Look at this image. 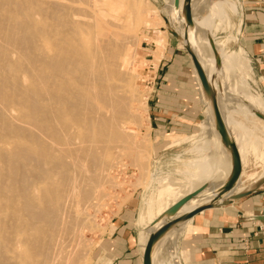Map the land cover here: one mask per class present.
<instances>
[{
  "label": "bare ground",
  "instance_id": "1",
  "mask_svg": "<svg viewBox=\"0 0 264 264\" xmlns=\"http://www.w3.org/2000/svg\"><path fill=\"white\" fill-rule=\"evenodd\" d=\"M2 1H5L7 4H14L15 0ZM20 1L18 0V3L23 4L24 0L21 3ZM35 1L36 0L32 2L35 3ZM42 1L43 0H41V2ZM66 1L49 0L47 3L49 6H52L53 9L51 8L50 10H54L55 19L57 18V20H55L57 22H55V28L57 25L60 26V24L61 27L65 26L69 28L73 33L72 35H74L72 36L69 34L70 37H73L74 39V37L77 36V38H75L77 41H74H76L75 43L78 47L74 45L77 48L74 50L72 44L73 41L71 43V40L70 44L72 45H70L69 42L65 43L63 37L66 38L67 36L65 37L64 34V36L61 35V39H63L61 41L63 44H60L59 42L55 43L56 41H54V37L52 35V41L54 42L50 43V31L48 35H45L47 36L46 38L49 43L48 54L45 53L47 56V58H45L46 60H43L44 57H41V60L39 58L33 59L32 61L25 60L26 62L30 61L29 63L32 65L34 70L31 72L32 75L31 73V76L29 75L30 78L28 83L24 80V86L26 85L25 83H27L28 87H23V90H21L22 85L19 78L23 80L27 77L26 75L28 74L27 71L29 67H26V69L17 68L20 65H17L18 63L16 64V62V67H14V65H12L13 63H11L12 61L14 62V60L11 61L10 58H6V53L7 57H9V54L12 51L8 54V52L4 50L7 45L6 41H9L8 45L11 44L12 41L14 42L16 40L19 44L24 43L25 45H31L32 35L29 36V34L32 30L27 33V27L25 28L24 23H28L31 26V22H27L28 18L26 16L31 15V18L29 19H32V12L25 15V13L29 10L26 12L22 10L25 15V17L23 15L22 18L24 17L27 19L26 22H24L25 19L23 22L21 21V24L23 23L24 26L21 24L19 26V23L17 22L20 20L14 21L16 23H13L12 21V18L15 17L13 16V13L11 14V12H13L11 11V5L9 8H5L6 6L0 5L4 7V9L2 7L3 11L8 12V10H10L8 14L2 12V14L5 15V20H0V41H2V39L5 41V43L4 41L2 42L5 46L2 43L0 44V142L4 143L7 139L9 142L12 141L10 139H14V141L16 139L21 140L20 138H26L29 141L27 142L28 145H26L24 144L25 142L23 143L24 139H22V143L25 145L22 148L18 147L8 152H4L2 150L0 151V199L1 197H5L3 200H8V207L11 206L9 208H13V213H10L11 216L9 217V220H7V216L5 220H3V216V218L0 217L3 220V222L0 220L3 227L2 228L0 224V227L2 228L0 229V264H39L40 261H38V255L44 253L43 255L46 256L49 248L52 250V254L51 251L49 253L51 261L48 262L47 260L45 262L46 259H44L43 264H62V262L63 264L75 263L76 260H78L75 253L76 249L74 250L73 248L71 251L65 250L66 246L64 244V238L66 237L67 229L64 231L63 227L69 228V225L67 226L66 224L70 223L69 217H74V219L71 220V222H73L72 224L70 223L72 225H70V227H80L78 224L80 222H78L79 218L77 213H72L74 215L72 216L69 211L71 210V207L77 206L79 201L87 202L86 200H89L91 196L98 193L101 182L103 181L102 178L104 177L103 172L106 171V167H108L106 160L109 158L111 151L113 150V146L117 144V142H120V145H122L121 143L126 144L132 141L131 136L133 135L131 130L125 131L119 124L120 121L124 119L128 121L130 120L129 122L131 123L134 120V115L136 116V114L131 113L129 104L135 98L134 91L135 93L137 92L136 90L133 91L132 88H126L125 85H123V82H125L124 80L127 78L126 74L131 73L133 75V73L132 71L128 72V70L124 67V64L119 60L120 56L123 57L128 54V45L130 44L129 36L132 32L128 35L127 32L129 31L126 32V25L120 23L122 22V19L124 17L127 18V16H110L108 12L111 10L109 0ZM5 2L4 4H6ZM28 2L31 9L32 6L30 5L32 3H30V1ZM69 2H71V4H69ZM118 2L127 13H136L140 20L139 22H141L140 18H142L143 23L149 27L150 21L148 20V17L145 16L147 10L143 6V0H118ZM144 2L147 3L146 1ZM43 3V5H45V0ZM167 4L171 22L179 25L181 20L178 17V8L182 5V0H180V3L179 0H168ZM23 5H25V3ZM35 5L36 3L33 6ZM12 6L14 7V5ZM224 6L229 8L232 12L236 11V5L228 2L227 0H188L187 9L189 8L188 11L190 12V15L188 17L184 14V17H182L183 23L181 25L183 27L182 31L179 32V35L182 38V42L189 46L192 50L197 66L194 70V74L199 82L200 89L206 98V104L208 107L207 119L202 125V130H204L206 138L203 143L198 144L194 148L195 151L204 152L205 154L186 163L188 167L186 180L181 182H176L175 179H169L162 182L160 181L158 186L159 195L156 201L157 209L155 213L156 216H159L152 221L151 225L148 226L149 230H144V235L141 234L142 230L140 231V234L144 236L143 243L140 244L142 246L141 250L143 254L147 244L149 242L151 243L149 264H163V261H167L169 257L174 260L175 264H178L172 243L166 244V235L189 221V219L186 218V215H188L191 211L235 199L254 190L259 184L264 182L263 171L259 180L253 185V187L240 190L241 170L237 176H234L235 159L232 154V148L235 147L240 161L243 162L248 156L247 148L245 144H243L244 138L247 137V134H243L241 125L234 121L232 116L230 117L231 114L229 115V113L234 112L244 116H255L264 122V100L259 94L251 93L249 91L248 83L243 78L236 77L234 79V83L229 84V75L227 76L229 65L239 64L242 67H248L249 65L244 62V59L242 58L243 51L241 49L224 52L223 47L225 43H215L211 38L212 34L210 30L216 25L215 22L217 21L219 24L228 18L227 11ZM20 8L22 9V6ZM37 8L39 9V7ZM38 9L36 10L38 11ZM41 11H39V13ZM20 12L18 14H20ZM18 14L15 13L17 16ZM36 14L38 13L36 12ZM4 15H1L0 17L2 18L3 16L4 18ZM54 15H50V18ZM37 16L39 17V14ZM46 17L49 19V16ZM201 18L204 21L203 25L201 23ZM35 21L36 20L33 19V22ZM157 21H159V19ZM51 22L49 24H51ZM41 23L42 21L40 24ZM46 24L48 23L46 22ZM41 25H43V23ZM43 27H40L38 31L35 30V33L38 32L37 40H39V43L35 41V43L32 42L35 44H32V47H36L37 43L41 46V39L45 37L44 33L47 32V30H50L48 28H51V26H46L47 30L45 31V27ZM131 28V30H134L133 27ZM213 29L215 30V28ZM17 30L21 32L24 30V32H22V36L17 34ZM55 31L56 30L54 29L53 32ZM66 31L68 35V29L66 30L65 28L63 31L61 30V32L65 33ZM14 32L16 33L14 34ZM16 34L19 35L20 38H13ZM57 34L59 35V32H55V35ZM58 41H60L59 38ZM161 42V40L157 39V43ZM19 44L17 47H19ZM161 44L163 46L165 45V43ZM2 47L5 49L3 50ZM17 47L14 48L16 53L17 50L18 52L19 50H22ZM21 48H23L22 45ZM22 51L19 53L23 54L26 49L24 52ZM154 52L157 53V50H154ZM25 53L23 56L26 55ZM27 54L30 55L29 53ZM39 54L41 55L44 53L39 52ZM32 56L34 55L32 54ZM36 56L39 57V55H35V58H37ZM28 57L30 56H26L25 59H29ZM221 58L222 61L220 62ZM210 60L212 61L209 67L208 65ZM30 64L29 66H31ZM214 65L216 68H220V81H218L220 85H218L220 88L219 92L216 88L217 83L214 80V76L211 74V69ZM128 67H130V65H128ZM45 70H48L49 72ZM44 71L45 74H48L45 75ZM21 72L24 73L26 77H17V81H19V83H17V85H11L10 76L17 75L16 73ZM123 75H125L126 78H123L125 77ZM134 75L136 76V74ZM129 77L134 78L132 76ZM13 78H16V76ZM132 80L130 79V81ZM44 95L45 97L43 98ZM214 95L217 96L218 106L224 121L225 135H223L222 131L219 129L216 123L215 114L213 113L212 104ZM13 104L15 105V108L17 106L24 111L25 115L30 118V123L23 121L24 125L21 127L22 118L20 117L21 122L18 124L16 121L20 118L13 115L14 119H18H15L14 123V119L12 118L13 123H17V125H12L13 123L10 122L11 117H9L11 114L9 113L8 115L9 111L7 112V110L10 108L9 106H14ZM19 108L16 110L18 111ZM12 110L13 109L11 108V111ZM134 122L135 121L132 123ZM74 127H78L80 129L81 132H79L78 135L82 139H79L80 141L78 140V143L82 141L79 145L75 144V146L73 144L75 148L72 147V142L69 143L73 140L72 138L70 139L69 136H71L72 129ZM31 128L40 129L41 133L46 130V134H50V136H48L49 139L56 143V147H59L58 150L57 148L55 149L58 152L56 154L57 157L53 159V163L51 162V164H53V166L51 165L53 168L49 167L50 161H52L48 155L49 150L47 151L42 144L46 139V135H44L45 138L41 135V137L44 138L41 142L40 139L33 134ZM14 136H18V138L15 139ZM49 139L45 141L46 143L44 144L52 143L51 141L48 143ZM19 140L17 144H20ZM249 140L252 142L251 149L253 153L257 154L259 143L255 139ZM3 143L0 144L3 145ZM33 143L34 145L36 144L35 147ZM69 145L72 149H70L71 147H66H69ZM20 146H22V144H20ZM118 146L119 145L117 144L116 147L118 148ZM121 147L123 148V146ZM134 153L135 152L133 150L132 154ZM81 155H83L85 161L91 163L94 167L97 166L96 169L94 168L93 172H90L93 166L91 167L90 164V168L86 167L88 165L84 166V161L82 162ZM67 156H69L71 160L74 158L73 160H75V162L72 165L65 161V159L70 160ZM258 158L261 160L262 156L259 155ZM44 159L50 160L49 162L46 160L49 164L46 162L45 166L48 165V168H52L51 170L47 169V172L45 171V166L42 162ZM30 162H33V164L31 163L32 166L34 165V162H36V167L39 168V170V164L42 162L43 165L41 166H44L45 171L42 174L43 169L40 170V174H42V176H35L36 173L33 175L32 171H34L35 168L32 170L33 168ZM33 167H35V165ZM37 168L35 171H37ZM88 169H90V175L87 174ZM55 175L56 179L53 181ZM30 178L32 183L29 181V184L28 180H30ZM36 183H44L43 187H40L39 185V191L41 190L39 194L41 193V195H37L40 196L39 199H37V202L33 199V197H31L32 194L30 195V193H27L31 185L34 187ZM12 192H14L13 194H19L21 197V199L20 197L18 199L22 200L18 206H14V202L11 201L13 200V198H10V196L13 197V194H11ZM30 192L32 191L30 190ZM7 193L11 195H7ZM66 194L67 198L72 197L73 201V198L76 197V203L71 205L70 210L68 211V214L71 216H67V214H65V216L69 218L68 221L64 220L61 212H64V210L67 212L68 210L66 206H69V202L67 201L70 199L67 200V198H65ZM17 195H15V197ZM162 195L171 198H168V202L163 203ZM33 196L35 197V195ZM197 201L199 202L196 204ZM66 202L68 204L65 206ZM5 203H3L2 207V203L0 201V216L1 214L3 215L1 212L4 210L7 212L6 209H9L6 207ZM4 205L6 209H3L5 208ZM62 207H65L66 209L64 208V210H62ZM147 208L149 211L152 209L151 206H147ZM12 210L9 211L12 212ZM79 210L77 212H79ZM8 212L6 213L7 215ZM161 212L163 213L160 215ZM166 224H168L166 226L167 228H162ZM68 232L70 235V231ZM61 234H65L64 238ZM140 234L139 236H141ZM70 236L69 238L73 237ZM50 245L54 250L49 247ZM66 245L68 244L66 243ZM78 250L79 249H77V251ZM47 259L49 258L47 257Z\"/></svg>",
  "mask_w": 264,
  "mask_h": 264
},
{
  "label": "rangeland",
  "instance_id": "2",
  "mask_svg": "<svg viewBox=\"0 0 264 264\" xmlns=\"http://www.w3.org/2000/svg\"><path fill=\"white\" fill-rule=\"evenodd\" d=\"M0 1H1L0 5L6 6L5 8H9V6L11 5L10 6V7H12L11 11H13V12H11V14L13 13V16L15 17V18H12V16H11V18L13 19L12 20L13 23H16L14 21L20 20L17 22V23H19V26H20L21 21L23 22V20L25 19L24 22H26V19L28 18L27 22H29V23L31 22L30 23L31 26L28 23H24L25 28L27 27V29H26L27 31L25 30L24 27L23 28L27 33H29L30 30L33 31V32L30 31V34H29V36L32 35L31 38H32L33 43L39 41V40H37L38 32L35 33V30L38 31V29L40 27L42 28L43 25L45 24L44 25L45 31L47 30L46 26H48V27L51 26V28H48L50 30L49 31L47 30V32L44 33V36L48 35L49 32L51 31L49 34V37L52 35L54 37V41H56L55 43L59 42L61 44L62 43L61 40L64 39L65 43L69 42V44H70V40H71V43L73 41V43H72L73 49L74 50L77 49L74 46V45H76L75 42L77 40L75 38H77V36H75L74 39H73V37H70V35H72L73 33L71 32V30L69 28H67L63 25H62L63 27H61V24H60V26L57 25L58 27L56 26L57 29L55 28L54 25H56L55 20H57V18L55 19L54 10H50L52 8V6L51 5L49 6V4L47 3V2H49V0L48 1L45 0L46 6L43 5L44 0L42 2H41V0L40 1L36 0L35 1L36 8H35V6H33L35 3L32 1H34V0H28V1H30V3H32L30 5V6H32L31 9L29 7V4H28L29 2L27 0L26 1L24 0L25 2L23 0H21V1L19 0L20 3L23 1V4L25 3V5L27 7L25 5H23L22 3H21L22 5L19 4L18 0H15L14 4L13 3L7 4L5 1L4 2L6 4H4V2L2 0H0ZM61 1L65 2L66 0H61ZM144 1H146L147 3H145ZM186 1L187 0H182V5L178 8V17L181 20L180 21L181 23L178 25L177 23L171 22L170 16L168 14V9H167L168 0H143V6L147 10V13L145 14V16H147L148 20L150 21L149 27H148L147 25H145L143 23L142 18H140L141 22H139L140 20L137 17L136 13H133V12L129 13L128 12L129 13L128 14L124 10L122 5H120L118 0H109L110 7H111V8L110 7L109 8L111 10H109L108 12H109L110 16H112V17L127 16V18L124 17L125 19L123 18L122 22H120V23H123L126 25V28H127L126 32L129 31V32H127L128 35L130 34V32H132L131 35L129 36L130 37L129 38L130 44L128 43L129 44L128 45V47H129L128 48V54L123 56V57L120 56L119 60L124 64V67L128 70V72L132 71V73H133V75L131 73H127L126 74L127 78L125 75H123V76H125L123 78H126V80H124L125 82H123V85H125L126 88H132L133 91L136 90V92L139 93V94H137L134 91L135 98L132 100L133 102L131 101L132 103L130 102V104H129V106H130L129 109H130L131 113L136 114V116L133 114L134 115L133 121H135L134 123L136 125L134 123H132L133 121L130 123L129 122L130 120L128 121V120L124 119V120L120 121L119 124L121 127L124 128L123 130H125V131L131 130V133L133 135V136H131L132 141H130L129 143H126V144L121 143L122 145H120V142L119 143L117 142V144L120 146V147L118 146V148L116 147L117 144L114 145L115 147L113 146V148H112L113 150L111 149L112 150L111 154H110L109 158H107V160H106L108 167H106L107 168L106 171L103 172L104 177L102 178L103 181L101 182L98 193H96V195L91 196L89 200H86L88 203L85 201H79V204L81 206L78 203H77V206H75L78 208V210L80 209L79 212H77L78 210L74 206H73L74 208L71 207V210H70V206L74 205V203H76V201H75L76 197L73 198L74 199V201H73L72 197L67 198V194H66L65 198H67V200L70 199L73 202V204L70 200L67 201V202H69V206H66L68 204L67 202L65 203V206L68 209L67 212H66V210H64L65 207L61 208L62 210H64V212L61 211L63 214V218L65 221L66 220L68 221V219L70 218L69 220H70V223L72 224L73 221L71 222V220H73L74 217L67 218L65 216V214H67V216L70 214L72 216H74L73 214L77 213V216L79 218L78 222H80L78 224L80 227L73 226L74 227L73 228V227H70V225H71L70 223L69 224L66 223L67 226L69 225V228L63 227L64 231H66L65 229H67L66 237H65L66 239L64 238L65 234L64 235L61 234V235L64 238V244L66 246V248H65L66 251H68V250L71 251V249H73V248H74V250L76 249L75 253H76L77 259H78L75 262L76 264H89L91 262V255H92V251H93V247H94V241H95L94 239L100 232L104 233V229L101 227V223H103L104 221H106V219H108V214H109V211L111 210V207L113 204H118L119 206L131 204L130 206L135 207L137 214L139 215L137 227L139 229H142L143 226L145 225L146 221H149V219L154 217V215L156 213V209H157V202L156 201H157V197L159 195L158 186H159L160 181L162 182V181H166L169 179H175L176 182H181V181L186 180V177H187L186 172L188 170L186 163L190 160H195V159H197V158H199L205 154L204 152H198V151L194 150V148L198 144L203 143V141L206 138L205 134H204V130H202V125L205 123V121L207 119V108H208L207 104H206V98L200 89V85L196 82V79L193 77L192 71L195 70L194 65H192L190 68H185L182 70V77H183V80L185 81L184 83L187 87V89H185V90H188V93L182 92V94L178 93L177 95H179L181 101H183V103H184L183 107H186V106L188 107L186 112L189 114H192L195 117V121L188 127L189 128L188 131L182 130V132H180V136H169V137H167L170 142L175 143L176 146L174 149L176 151L171 153V155L168 157V161L165 164L159 162L158 156H157L159 154V153H157L158 149H159L157 147V145L160 144L161 141L156 142V144L154 143L156 140L154 139L153 135L151 136V134H150L151 130L149 128V106H151L149 99H150V96L152 93L151 92L152 91L151 86H153L155 84V81H157V77L161 76L160 70L158 68V64H159L160 58L162 57L163 52L165 51V48H167L170 45L176 46L179 48L180 51H182L183 53L188 55V57H190V54L192 53L191 48L182 42V38L179 35V32L182 31V27H183L181 25L183 23L182 17H184V14H185L183 6L186 5ZM196 1H198V0H196ZM227 1L233 3L237 6L236 11L232 12V11H230L229 8L224 6L225 10L227 11V16H228L227 20H224L222 23H219V24L216 21L215 24L218 26L215 25L210 30V32L212 34L211 38L213 39V41L215 43H225L226 42V46L224 45V47H223L224 52H229L230 50L231 51L239 50V48L237 47V41H236V36H237L236 33H237V28H238V23H239V13L237 12V8L239 11V5L237 4L236 0H227ZM179 3H180V0H179ZM69 4H71V2H69ZM12 5H14V7ZM15 6H17V7H15ZM21 6H22V9L20 8ZM2 7L3 6H0V9L2 10V11L0 10V13H1V15H4V14H2V12L4 13L5 11H3L4 7H3V9H2ZM37 7H39V9ZM13 8H15V9H13ZM17 8H19L20 10ZM41 8H42V11H41ZM36 9H38V11ZM153 9H154V11H153ZM22 10H24L25 12L29 10L28 12L25 13V15H27V13L32 12L31 13L32 19H29V18H31V15H29L30 17L27 15L26 16L27 18H24L25 15H24V11L22 12ZM48 10L52 11V12H49ZM6 11H7V9H6ZM20 11L22 12V15H21ZM39 11H41L42 13L41 12L39 13ZM8 12H10V10H8ZM8 12H5V14L6 13L8 14ZM19 12H20V14H18ZM36 12L39 14V17L37 16L38 14H36ZM15 13L18 14V16L15 15ZM49 14L54 15L51 17L52 19L50 18ZM19 15H20L21 19H20ZM23 15H24V17L22 18ZM44 16H45V18H44ZM46 16H49V19ZM158 16H160V17H158ZM16 17H17V19H16ZM40 17H42V18H40ZM157 17H158L159 21H161V22L157 21L158 20ZM3 19L5 20V15H4V18H3V16H2V18L0 17L1 21H3ZM33 19L36 21L33 22ZM44 19H45V22H44ZM46 19H48V20H46ZM28 20H30V21H28ZM40 20L42 21L43 25H41L42 23L40 24V22H41ZM46 22L48 24H46ZM50 22H51V24H49ZM156 22H159V23H156ZM3 23H6V22H3ZM201 23H202V25L204 23L202 18H201ZM33 24H35V25H33ZM21 25H23V23ZM37 27H38V29H37ZM52 27H53V30L54 29L56 30L55 32H59V35L58 34L55 35V32H53ZM59 27L63 28V29H60ZM131 27H133L134 30H131L132 29ZM58 28H59V30H58ZM65 28H66V30L68 29V32H69L68 35H67V31H66V33L61 32V30L63 31ZM213 28H215V30ZM24 30L22 32H24ZM16 32H14V34ZM22 32L18 31L17 34L22 36V34H23ZM63 34L65 35V37L66 36L67 37L66 38L63 37V39H61V35L64 36ZM163 34H164V36H163ZM16 35L13 38H15V39L20 38L19 35H17V36ZM52 36L50 37L51 38V40L49 41L50 43L54 42V41H52L53 40ZM58 36H60V37H58ZM72 36H74V35H72ZM46 37L47 36L43 37L42 38L43 40L41 39V46H40V44H38L39 42L37 43L38 47H37V45H36V47L35 46L32 47V44H33L32 42H31V45H25L24 43L19 44L17 40L14 41L15 43L12 41V43H14V44H12L10 42L11 43V44H9L10 46L8 45L9 41L8 42L6 41L7 45L5 46V44L2 43L4 40L2 39V41H0V44L2 43L6 47L7 50L3 47H2V49L3 50L5 49L4 51L8 52V54L10 53V51H12V52L15 51L14 48H16L18 46V44H19V47H17V48L22 49V50L24 49L23 51L21 50L22 52H24L26 49V51H25L26 53L24 52L26 54L25 56H23L24 53L20 54L19 52H21V51L19 50V52H18L17 49L16 50H17V53L19 55L15 51V52H13L14 54L12 52L9 54L11 57L10 56L7 57V53H6V58H8V59L10 58L11 61L14 60V62L13 61L11 62V63H13L12 65H14V67H16L15 62H16V64L18 63L17 65H20L17 68H25L26 69V67H29L28 68L29 72L26 70L28 73L26 76L28 78L22 72L16 73L18 76L17 75H11L13 77L16 76V78H13L10 76L11 85H13V84L17 85V83H19V81H20L21 85H22L21 90L24 89L23 87L27 86L28 80L30 78L29 75L31 72H33L34 69L32 68V65L29 63L30 61L26 62L25 60H31L32 61L33 59H38V58L41 60L42 59L41 57H44L43 58V60H44L45 58H47L45 53L48 54L49 43H48ZM50 38H48V39H50ZM58 38L60 39V41H58ZM157 39L161 40L162 41L161 43H163V44L165 43V45L163 46L161 43H157ZM74 40H76V41H74ZM4 43H5V41H4ZM72 44H70V45H72ZM14 45H16V46H14ZM21 45L23 48H21ZM33 45H35V44H33ZM29 46L32 48H30ZM76 46L78 47V45H76ZM8 48H9V51H8ZM35 48H36V51H35ZM11 49H13V50H11ZM30 49H32V50H30ZM41 50L44 54L40 55L39 52L42 53ZM154 50H157L158 54L155 53L156 51L154 52ZM27 53H29L30 55H28ZM35 53H37V54H35ZM148 53H149V55L146 56V54H148ZM32 54L34 56H32ZM35 55H39V57L36 56L37 58H35ZM26 56H30V57H28L29 59H25ZM30 58H32V59H30ZM242 58L244 59V62L247 63V65H248L247 57H245L244 53H242ZM211 61L212 60H210V62H209V65H208L209 67H210ZM221 61H222V58H221L220 62ZM19 63H21V64H19ZM29 64L31 66H29ZM128 65H130V67H128ZM249 65H250V63H249ZM45 71L49 72L48 70H45ZM45 71H44V74H45ZM219 71H220V68L219 67L216 68L215 65L211 69V74H212V76H214V80L217 83L216 88H217L218 92L220 91V88H219L220 85L218 83V81H220L219 80L220 79ZM46 74H48V73H46ZM128 74H131V75H128ZM134 74H136V76ZM31 75H32V73H31ZM129 76H132L134 78H131ZM227 76L229 78L228 80H230L229 84L230 83L233 84L234 79L236 77H240V78L245 79V81H247L248 86H249V91L251 93H260L255 88V81H254V78L252 75V70H251V68L249 69V66L248 67H242L239 64H236V65L231 64V65H229V69L227 70ZM17 77L18 78L19 77H23V78L26 77V78L23 80H21V78H19L20 80L18 79L19 81H17ZM130 79L131 80L133 79V80L130 81ZM24 80L27 82V83H25L26 84L25 86H24ZM126 82H129V83H126ZM130 82H131V84L133 83L132 86H131ZM135 86H136V89H135ZM188 96H190V98ZM44 97H45V95L43 96V98ZM136 99H138V100H136ZM212 105H213L212 106L213 107V113L218 114V120H219L218 122L221 125H223L224 121H223V118H222V115H221V112H220V109L218 106L216 95H214V104H212ZM0 107H1V105H0ZM9 107L10 108H8L7 112L9 111L8 115H9V113L11 114V115H9V117H11V121H10L11 123H13V121H12L14 119L13 115H15V117H18V118L21 117L22 118V124H21L22 126L20 125L21 127H23V125H24L23 121L30 123V121H31L30 118L25 115L24 111L21 108H19L17 106L15 108V105L14 106L11 105ZM11 108L13 109L12 111H11ZM18 108H19V110L17 111L16 109H18ZM229 115H230V117L232 116V119L234 121L238 122L241 125L242 130H243V134L244 135L247 134V137L244 138L243 144H245V146L247 148L248 156L244 159L243 162H241V172L243 170V176L241 177V179H242L241 185H246L250 180H245V178L258 173L263 168L262 163L264 162V122L259 120L255 116H248V115L244 116L242 114L234 113V112L229 113ZM21 118L19 120H17L15 118L17 120L16 122H18V124H20ZM15 119H14V123H15ZM178 120L182 121L183 118L178 117ZM14 123L12 125H17V123L16 124H14ZM179 123H181V122H179ZM216 123H217V120H216ZM25 126H26V124H25ZM31 131L33 132V134L35 136H37L40 139L41 142L45 138L44 135H46V139L44 140V143H46L45 141H47L49 139L48 136H50V134L47 133L48 134L47 135L46 130L44 131L45 133L43 131H42L43 133H41L40 129L31 128ZM75 132H77V133H75ZM79 132H81L80 129L78 127H74L72 129L71 136H69L70 139L71 138L73 139L69 142V143L72 142L73 148H75L73 146V144L79 145V143L82 142L81 141L78 143V140L81 139L80 136L78 135ZM245 132H247V133H245ZM72 134H75V135H72ZM41 135L44 136V138L41 137ZM74 136H78V137H74ZM249 136H251V137H249ZM14 137H15V139L18 138V136H14ZM20 139L21 140L16 139L15 141H14V139H10V140H12L11 142H9L7 139L9 144L7 141L6 142L4 141V143L0 142V143H3V145L0 144V151L2 150L4 152H8V151H12L18 147L22 148L25 146L24 144L28 145L27 142H29V141L26 138H20ZM22 139H24L23 140V143L25 142L24 144L22 143ZM249 139H255L259 143L257 154L253 153V151L251 149L252 148V142ZM18 140H19V143L22 144V146H20V144H17ZM50 141H51V139H49L48 143ZM44 143H42V144L47 149V151L49 150L48 155L50 157V160H52V161H50L49 159L48 160L46 159L48 162L50 161V164L45 159H44L45 161L42 160V162H43L44 166L47 162L49 164V167H52L53 164H51V162L53 163V159L55 157H57L56 154L58 153L57 150L59 147H56L57 145L54 142L49 143V144H44ZM33 145H34V143H33ZM35 145H34V147H35ZM121 146H123V148ZM163 146H165V144H163L162 147ZM1 147H2V149H1ZM36 147H38V146H36ZM66 147L70 148L71 146L69 145V147L68 146H66ZM72 147L70 149H72ZM56 148H57V150H55ZM133 150L135 152L134 154H132ZM114 152H115V154H114ZM73 153H74V151H73ZM259 155L262 156L261 160L258 158ZM81 156L83 157V155H81ZM49 157H47V158H49ZM67 157L70 159L69 156H67ZM82 157H81V160H82V162L84 161L83 162L84 166L88 165V166H86L87 168L89 167V164L91 167L93 166L91 163L85 161L84 157L83 158ZM73 159L72 160L71 159L70 160L65 159V161L67 163H69L70 165H72L75 162V160H73ZM42 162L39 164L40 166L37 163V165L40 167V170L43 169L42 174L47 169L51 170L53 168L52 167L50 169V168H48V165H46L45 171H44V166H41V165H43ZM31 163L33 164V162H30V164ZM35 163L36 162H34L35 167H33L34 165L32 166V164H31V166L33 168L32 170H34V168L36 170V168H37ZM242 164H243V166H242ZM96 167L97 166H95V167L93 166L92 167L93 169L92 168H91V170L88 169V171H87L88 173L87 172L86 173L89 174L90 172H93L94 168L96 169ZM87 168H85V169H87ZM35 170L32 171L33 175L36 173L35 176H38V175L42 176V174H40L41 172H40L39 168H37V171H35ZM38 170H39V172H38ZM49 170H48V172H49ZM89 170H90V172H89ZM37 173H39V174H37ZM102 176H103V174H102ZM54 177H53L54 179L52 178L53 181L56 179V175ZM29 181H31V183H32L31 178H30V180H28V183L30 184ZM36 185H34V187L36 189L31 185V187L28 189L27 193H30V195L32 194L31 197H33V199L37 202V199H39V197H40L37 195H41V193L39 194V192H41V190L39 191V185H40V187L41 186L43 187L44 183L43 184L42 183H40V184L36 183ZM30 190L32 192H30ZM37 190H38V192H37ZM13 193L14 192H12L11 194H13ZM11 194L7 193V195H11ZM15 195H17V194H13L12 195L13 197L10 196V198H13V200H11V201L14 202V206H18L22 200H18L20 197L19 194L17 195L18 197L17 196L15 197ZM33 195H35V197ZM3 198H5V197H3ZM3 198L1 197V199H0V201L2 203V207H3V203H5V202H6L5 203L6 207H8V204H7L8 200H6V199L3 200ZM168 198H171V197L162 195L163 203L168 202ZM20 199H21V197H20ZM81 202H82V204H81ZM147 206L152 207L151 211L148 210ZM4 207H5V205H4ZM6 207L3 209H6ZM9 207H11V206H9ZM12 209L9 208L6 210L8 212L9 210H12ZM68 211L70 214H68ZM5 212H6L5 210L3 212H1V213H3V215L1 214L0 217L3 216L4 217V218L2 217L3 220H5L8 217L7 220H9V217L13 213V210H12V212L9 211L8 215L6 214L7 212L6 213ZM80 212H81V214H80ZM2 218H0V220H2ZM3 220L1 222H3ZM1 222H0V224H1ZM151 224L152 223H148V225H151ZM1 227H2V224H1ZM1 227H0V229L3 228V227L2 228ZM77 227H78V229H77ZM68 231H70V235L73 237H71L69 235ZM67 232H68V234H67ZM61 235H60V237H61ZM69 236L71 238H69ZM169 239L170 238H168V240ZM68 241H69V243H68ZM66 243L68 245L69 244H71V245L68 246V245H66ZM166 244H170V242H168V243L166 242ZM49 247H51V245ZM77 249H79V250L77 251ZM50 251L52 254V250L49 248V250L47 252L48 254L46 255L49 259H47V257L43 255L44 253L43 254L41 253V255L44 257H42L40 254H39L40 256L38 255V259H39L38 261H40L39 264H43L44 259H46L45 262L47 260H48V262L51 261L50 260L51 256H49ZM174 254L178 258V261L181 264V261L179 258V253L175 249H174ZM75 263H73V264H75ZM62 264H63V262H62ZM163 264H175V263H174V260L169 257L167 259V261H163Z\"/></svg>",
  "mask_w": 264,
  "mask_h": 264
},
{
  "label": "crops",
  "instance_id": "3",
  "mask_svg": "<svg viewBox=\"0 0 264 264\" xmlns=\"http://www.w3.org/2000/svg\"><path fill=\"white\" fill-rule=\"evenodd\" d=\"M236 1L240 11L237 8V47L247 57L255 88L260 92L257 94L264 100V0ZM192 65L191 57L176 46H168L158 64L161 76L151 86L149 128L156 140L154 143L161 141L157 145V156L163 164L176 151L175 143L167 137L180 136V132L188 131L195 121L177 95L188 93L182 70ZM192 73L196 79L194 70ZM196 82L199 84L197 79ZM178 117L183 120H178ZM163 144L165 146L162 147ZM262 164L263 168L258 173L245 178L250 180L246 185H241L240 178V190L253 187L259 180L264 171V162ZM130 205H112L108 219L101 223L104 233L100 232L94 239L89 264H143L142 235L144 230H149L148 223L159 215H154L139 229V215ZM166 239L178 251L181 264H264V182L235 199L207 206L169 232ZM177 262L180 264L178 258Z\"/></svg>",
  "mask_w": 264,
  "mask_h": 264
},
{
  "label": "water",
  "instance_id": "4",
  "mask_svg": "<svg viewBox=\"0 0 264 264\" xmlns=\"http://www.w3.org/2000/svg\"><path fill=\"white\" fill-rule=\"evenodd\" d=\"M187 2H188V0L186 1V5L184 6V13H185V11H186V16H188L189 17V15H190V12L188 11L189 10V8L187 9ZM188 11V12H187ZM190 57H191V60H192V63H193V65H194V67H195V69L197 68V66H196V62H195V59H194V57H193V54L191 53L190 54ZM213 104H214V96H213ZM215 117H216V120H217V125H218V127H219V129L222 131V133H223V135H225V130H224V124L223 125H221L218 121V114L217 113H215ZM232 154H233V157H234V159H235V172H234V176H237L238 174H239V172H240V170H241V161H240V159H239V155H238V153H237V151H236V149H235V147H233L232 148ZM207 206H205V207H202L201 209H197V210H194V211H191L188 215H186V218H191L193 215H195L196 213H198L199 211H201L202 209H204V208H206ZM168 224H166L164 227H162V228H167L166 226H167ZM150 249H151V243L149 242L148 244H147V246H146V248H145V251H144V254H143V264H149V252H150Z\"/></svg>",
  "mask_w": 264,
  "mask_h": 264
}]
</instances>
